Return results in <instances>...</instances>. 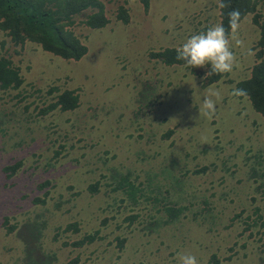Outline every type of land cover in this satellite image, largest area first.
I'll use <instances>...</instances> for the list:
<instances>
[{
  "label": "rangeland",
  "instance_id": "1",
  "mask_svg": "<svg viewBox=\"0 0 264 264\" xmlns=\"http://www.w3.org/2000/svg\"><path fill=\"white\" fill-rule=\"evenodd\" d=\"M104 2L108 25L74 26L88 47L80 60L0 32V56L25 79L0 91V264H26L32 229L55 264H178V253L199 264H216L215 254L219 264H264V117L232 94L256 63L252 15L240 23L244 46L232 49L237 66L208 83L199 68L151 53L221 23L217 0H151L148 10L140 0ZM121 6L129 23L117 18ZM69 89L79 107L39 114ZM214 91L222 98L209 119L200 110ZM126 173L151 197L135 203L116 189ZM163 203L183 210L157 215L168 220L157 226L152 207ZM130 214H139L131 224ZM76 221L78 230H65Z\"/></svg>",
  "mask_w": 264,
  "mask_h": 264
},
{
  "label": "trees",
  "instance_id": "2",
  "mask_svg": "<svg viewBox=\"0 0 264 264\" xmlns=\"http://www.w3.org/2000/svg\"><path fill=\"white\" fill-rule=\"evenodd\" d=\"M146 10L150 8L151 0H140ZM230 7L220 9L221 23L231 34L229 28L228 13L232 10H239L241 21L247 16L252 15L254 24L259 27L260 37L254 46L256 51V63L252 67L250 77L239 81L237 89L243 90L241 96L248 97L253 107L264 117V3L260 0H225ZM78 18L81 23L91 28H101L110 23V18L106 10L104 0H0V32L6 34L15 44H25L34 42L40 44L44 50L59 55L67 60H80L88 52V47L75 34L74 26L77 25ZM117 18L129 23L128 10L121 6L117 11ZM176 47H167L152 52V58L161 61L167 65L186 64V62L176 59ZM206 69V67L204 68ZM196 72V70L194 69ZM197 73L205 74L208 83H214L221 79L223 74H216L211 70L199 68ZM25 82L21 70L16 66L13 60L5 55L0 56V91L8 92L17 90ZM54 91V90H53ZM80 105V96L77 90H64L59 92L56 100L47 107H42L39 114L43 115L52 110L62 111L75 110ZM172 132L169 131L168 134ZM58 153V151L56 152ZM21 162L15 165L4 167L5 171L15 172ZM132 178V173L124 174L116 189H122L133 202L139 201V196L151 197L142 184L137 185ZM45 182L44 184H48ZM41 184V187H44ZM98 190L97 185H92L91 190ZM145 197V198H146ZM159 200L158 197L155 198ZM45 202V199L36 198L35 203ZM154 210V224L164 226L168 223L167 219L158 218L157 215L170 218L179 216L183 207L167 206L163 203L161 207L156 204L152 207ZM166 213V215H165ZM139 214H130L127 219L131 223ZM8 219V218H7ZM78 222L68 224L66 231L71 229L78 230ZM17 225L11 229H15ZM98 231L87 234L80 241H75V245H84L97 238ZM29 236V234H27ZM30 237L23 236L22 243H25L26 264H55V256L46 254L42 243V232L33 229ZM258 240L264 241V234ZM69 244L68 242L65 243ZM121 245L123 242L121 241ZM263 248V247H261ZM217 256V258H216ZM224 257L218 255L212 256L217 264L221 263ZM228 257L227 259H230ZM264 261V257L262 259ZM74 264V263H72Z\"/></svg>",
  "mask_w": 264,
  "mask_h": 264
},
{
  "label": "clouds",
  "instance_id": "3",
  "mask_svg": "<svg viewBox=\"0 0 264 264\" xmlns=\"http://www.w3.org/2000/svg\"><path fill=\"white\" fill-rule=\"evenodd\" d=\"M217 7L225 9L230 5L225 0H217ZM228 19L231 34L222 23H217L206 31L191 35L176 49V59L193 68L210 66L211 72L216 74L232 72L237 66V57L232 49L234 46L243 47L244 41L238 35L241 23L239 10L230 11ZM232 94L242 95L243 90L234 89ZM221 98L219 91L211 92L210 96L204 99L200 114L211 119L216 112V102ZM177 260L178 264H199L197 257L191 253H178Z\"/></svg>",
  "mask_w": 264,
  "mask_h": 264
},
{
  "label": "crops",
  "instance_id": "4",
  "mask_svg": "<svg viewBox=\"0 0 264 264\" xmlns=\"http://www.w3.org/2000/svg\"><path fill=\"white\" fill-rule=\"evenodd\" d=\"M165 48H167V47H165Z\"/></svg>",
  "mask_w": 264,
  "mask_h": 264
}]
</instances>
